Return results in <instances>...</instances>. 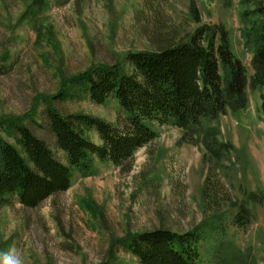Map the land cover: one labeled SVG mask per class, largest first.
<instances>
[{
  "label": "rangeland",
  "instance_id": "obj_1",
  "mask_svg": "<svg viewBox=\"0 0 264 264\" xmlns=\"http://www.w3.org/2000/svg\"><path fill=\"white\" fill-rule=\"evenodd\" d=\"M259 8L264 0H0V136L16 144L10 128L23 123L62 162L47 104L121 125L115 100L95 104L74 82L95 66L221 24L248 77L246 108L198 126L154 125L158 137L130 164L96 159L89 174L74 170L71 187L38 207L12 197L0 206V253L15 248L26 264H139L122 241L164 228L202 234L199 264H264V72L253 62ZM242 209L247 217L236 224Z\"/></svg>",
  "mask_w": 264,
  "mask_h": 264
},
{
  "label": "trees",
  "instance_id": "obj_2",
  "mask_svg": "<svg viewBox=\"0 0 264 264\" xmlns=\"http://www.w3.org/2000/svg\"><path fill=\"white\" fill-rule=\"evenodd\" d=\"M256 13L261 23L253 27V62L264 72V9ZM74 82L95 104L115 100L123 112L121 125L88 114L65 115L47 104L48 128L65 162L28 126L12 125L10 134L22 151L0 136V206L16 196L23 206L38 207L71 187L74 170L89 174L96 159L120 167L130 164L139 148L158 137L154 125L198 126L248 105L247 71L234 56L229 31L221 24L199 26L184 43L130 52L115 64L78 75ZM242 211L236 224L245 222L247 210ZM202 237L197 230L159 228L136 233L122 245L139 264H199Z\"/></svg>",
  "mask_w": 264,
  "mask_h": 264
},
{
  "label": "clouds",
  "instance_id": "obj_3",
  "mask_svg": "<svg viewBox=\"0 0 264 264\" xmlns=\"http://www.w3.org/2000/svg\"><path fill=\"white\" fill-rule=\"evenodd\" d=\"M0 264H26L24 256L15 248L0 253Z\"/></svg>",
  "mask_w": 264,
  "mask_h": 264
}]
</instances>
